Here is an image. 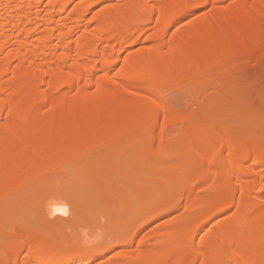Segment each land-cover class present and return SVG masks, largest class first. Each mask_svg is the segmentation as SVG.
I'll return each instance as SVG.
<instances>
[{
	"label": "bare ground",
	"instance_id": "bare-ground-1",
	"mask_svg": "<svg viewBox=\"0 0 264 264\" xmlns=\"http://www.w3.org/2000/svg\"><path fill=\"white\" fill-rule=\"evenodd\" d=\"M263 68L264 0H0V264H264V113L249 115L245 99L219 107ZM183 87H214L221 99L203 102L220 115L198 112V100L167 104L162 93ZM171 125L185 127L174 154L162 136ZM119 147L148 160L146 172L119 179L102 221L86 213L84 233L55 227L71 184L51 188L67 167L93 153L81 160L85 179L108 176L120 162L105 167L107 151ZM142 177L148 194L117 236L113 208ZM101 183L91 198L115 187ZM8 202L42 218L11 221L7 236Z\"/></svg>",
	"mask_w": 264,
	"mask_h": 264
},
{
	"label": "rangeland",
	"instance_id": "rangeland-1",
	"mask_svg": "<svg viewBox=\"0 0 264 264\" xmlns=\"http://www.w3.org/2000/svg\"><path fill=\"white\" fill-rule=\"evenodd\" d=\"M208 7L209 6L198 9L195 12V14H201L203 11L207 10ZM170 31H172V26L169 29V32ZM143 41H144L142 43L143 45H146L149 43V40H143ZM260 70L262 73L264 72V68L260 69ZM246 74H243L240 77L244 81L239 80L234 86H229L226 89L228 92V93H226V95L228 97H226L225 99H223V98L221 99V97L217 94L214 87L213 88L198 87L197 89L188 88V87H183V88H179V89L176 88L177 90L173 89V91L172 90L164 91V96L162 93V97L166 101V103L168 102L167 104H169L170 106L174 105L173 107L176 110L178 107L181 109L183 107L185 108L186 106L193 108V107H196L195 106L196 103L197 104L199 103L200 105L199 106L197 105V107L198 108L200 107V109L197 108V110H198V112L203 111L204 115H205V113H208L207 111H205L208 108H209L208 109L209 113H213L216 111H213L210 109L215 110V108L218 107V106H216L214 108L213 107L211 108V107L204 105V102H203V100L205 99L204 97H206V96L210 97V95L219 96V100L221 99L220 102H222V104L219 105V107L221 106L220 110L223 109L222 108L223 105H228L227 103L230 104V102H231V105H230L231 109L234 108L235 109L234 111H237V109L239 110L238 106H240V108H241V106H242L241 104L244 105V99H245V102H247L249 105H252V106H250V108L253 109L251 111L249 109V105H247V103H246L245 109L247 108V110H248L247 113L249 115L253 116V114L257 115V114H261V112L264 113V79L260 80L262 77L264 78V73L261 75L259 70H254V71H250ZM244 75H245V77H244ZM258 78H259V80H256ZM246 79L249 82L247 81L246 83H244L246 81ZM260 82H262V83H260ZM250 83H252L253 85H250ZM240 85H243V86H240ZM260 85H261V87H260ZM250 86L252 89L254 87L255 88L251 91L249 89ZM247 87H248V89H247ZM260 88H261V91H260ZM243 89H245V90H243ZM249 90H250V92H253V93H250L251 95L248 94ZM234 94L236 95V97ZM244 94L245 95L247 94L248 97L244 96ZM231 95H232V97H231ZM239 95L240 96L243 95L242 98ZM193 96H195V97H193ZM195 98H197V99H195ZM228 98L229 99L232 98V99L229 100ZM249 98H252V99H249ZM196 100H198V102H196ZM236 100L238 102L240 101L239 102L240 104ZM248 101L251 103H249ZM219 107H218V109H219ZM236 107H238V108H236ZM179 108H178V110H179ZM218 109H217V111H218ZM220 110H219V112H216L215 114L213 113L211 115H216V116L220 115V113H221ZM257 110H259V111H257ZM251 112H254V113H251ZM208 115H207V117H208ZM211 115H209V117ZM158 126H159V122H157L155 128H157ZM146 133H147L146 138H148V140H149L147 142V148L150 149L152 146V143L150 142V140L155 135V133L150 134L149 131H147ZM162 136H163L164 142L166 144V147H168V152L172 151V153L170 152L171 154L177 153V151L181 148V145H183L185 140H186L185 139V127L182 126V127L176 128V127H172V125H171V127H169V128L167 127L164 130ZM130 141H131V138H130ZM127 142H129V141H127ZM113 149L111 148L107 151L108 153L106 152L107 156L105 159V167L112 169V167H110V165L115 164L117 159H118L119 160L118 162H120V163L118 164L117 167L113 168V169H115L114 170L115 172L117 171L116 172L117 175L115 172L114 173L109 172L108 173L109 175L107 174L108 176H102L100 174V172L97 171L94 174V177L92 178V180H90V181L86 180L85 174H84L85 173L84 172V161H88V159L90 160L93 158L94 155H92L93 153H91V154L87 155L88 157L86 156L84 159L77 160L73 164H70L67 167V169H68L67 173L68 174L67 173L66 174L68 176L66 175V177L63 178V181L60 182L61 184L60 183L55 184L54 185L55 187L53 186L54 188H51V191H52L56 187H62L63 184H65L67 181H70L69 183L71 184L69 189L66 192L67 194L65 195V197H63L64 198L63 203L60 205V207H58V209L53 210L54 211L53 212L54 213L53 218L55 221L53 225L55 227L59 226L60 228H62L63 232L65 231L64 233H67V232H73V233L83 232L84 233L82 227L85 226L84 219H86V217H85L86 213L89 216H91L90 218L93 219V217H94L93 220L99 219L100 221H102V218H100V217H104L107 214V212L109 211L108 207L111 205V203L113 201L116 200L117 191L120 190V187H121V185L119 184V179H121L123 177H139L140 175L144 174L146 172L147 168L149 167L148 166L149 163L147 164L148 160H145L146 161L145 162L143 160V158H141L142 162L138 161L137 164H136V162L135 163L132 162L128 157L129 152H131L130 149L125 150V148H121V147L113 148ZM117 149L121 152L120 154H115L116 153L115 151H117ZM85 159H87V160H85ZM81 160H84V161H81ZM243 171H244V169H242V172ZM242 172H241V174H242ZM110 173H112L114 175H112ZM65 179H66V181H65ZM110 180H112V182L115 184V187H112L113 190L111 189V191L109 190V192H103L105 194H97L98 196L96 195L95 197L91 198L93 196L92 194L95 190L94 185L96 183L97 184L100 183L103 185V183H101V182L106 183ZM143 183H144L143 177L138 178L135 187L133 189H131V191H128L126 194H124L122 196V199L119 202V204L115 208H113L115 210V213L117 212L116 213L117 216H116V214H115V216L117 217V219H119V222H117V224H116L118 227V229H116V235L117 236L126 234L127 231L129 230V228L133 224H135V222H136L137 209L140 207L143 196L148 194V193L144 192V190H143ZM47 187L48 188L52 187V184H49ZM161 191H162V187L158 186L156 195H159L161 193ZM76 198H81V199L75 200ZM34 200H35V198L30 199V201H32V202ZM103 200L105 201V205H101L102 204L101 202ZM127 205H128V207H127ZM128 208H130L132 210V212L127 217V216H124V212ZM2 211H3L2 212V218H3V221H4L5 226H6L7 236L12 230L13 224L11 223V221L16 220V223L18 225L22 224V226H24V225H27L31 222H35V220H37V218H42V215L40 213L35 214L32 208L26 207V206H23V207L17 206L16 207L12 202L6 203L4 205ZM39 212H41V211L39 210ZM83 221H84V223H82ZM9 224L11 225L10 227H9ZM56 224H57V226H56ZM53 225L51 227L49 226L47 228V230H48L47 236L48 237H50V235H52V233H53V229H54ZM8 231H10V232L7 233ZM138 231L140 232L139 229H136L135 235L131 238V242H133V243L130 242L129 247H130V245H131V247H132V245L134 246L136 238H138V235L140 234ZM114 252L115 251H113V250L107 252L106 255L104 256V258L110 257L111 255L114 254Z\"/></svg>",
	"mask_w": 264,
	"mask_h": 264
},
{
	"label": "snow or ice",
	"instance_id": "snow-or-ice-1",
	"mask_svg": "<svg viewBox=\"0 0 264 264\" xmlns=\"http://www.w3.org/2000/svg\"><path fill=\"white\" fill-rule=\"evenodd\" d=\"M209 2H210V0H209ZM261 187L264 188V185H262ZM143 242H144V241L141 240V243H143ZM117 255H121V253H117ZM108 264H112V261H109Z\"/></svg>",
	"mask_w": 264,
	"mask_h": 264
}]
</instances>
